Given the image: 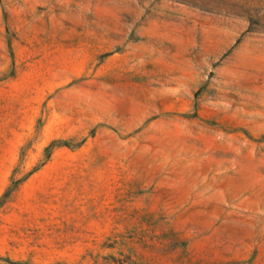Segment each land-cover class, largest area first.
Segmentation results:
<instances>
[{
	"label": "rangeland",
	"instance_id": "rangeland-1",
	"mask_svg": "<svg viewBox=\"0 0 264 264\" xmlns=\"http://www.w3.org/2000/svg\"><path fill=\"white\" fill-rule=\"evenodd\" d=\"M0 264H264V0H0Z\"/></svg>",
	"mask_w": 264,
	"mask_h": 264
}]
</instances>
